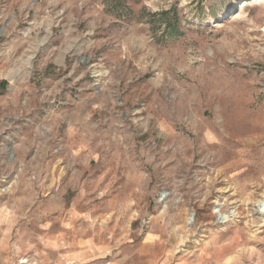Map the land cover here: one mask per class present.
Returning <instances> with one entry per match:
<instances>
[{
  "label": "rangeland",
  "instance_id": "374dc122",
  "mask_svg": "<svg viewBox=\"0 0 264 264\" xmlns=\"http://www.w3.org/2000/svg\"><path fill=\"white\" fill-rule=\"evenodd\" d=\"M263 201L264 0H0L4 264H264Z\"/></svg>",
  "mask_w": 264,
  "mask_h": 264
},
{
  "label": "bare ground",
  "instance_id": "6f19581e",
  "mask_svg": "<svg viewBox=\"0 0 264 264\" xmlns=\"http://www.w3.org/2000/svg\"><path fill=\"white\" fill-rule=\"evenodd\" d=\"M259 208H260L261 214L264 215V201L260 203ZM223 219H226V218L223 217Z\"/></svg>",
  "mask_w": 264,
  "mask_h": 264
},
{
  "label": "crops",
  "instance_id": "0c3cea01",
  "mask_svg": "<svg viewBox=\"0 0 264 264\" xmlns=\"http://www.w3.org/2000/svg\"><path fill=\"white\" fill-rule=\"evenodd\" d=\"M5 257L0 255V264L4 262ZM4 264V263H3Z\"/></svg>",
  "mask_w": 264,
  "mask_h": 264
}]
</instances>
